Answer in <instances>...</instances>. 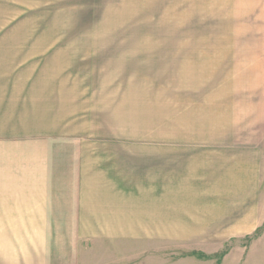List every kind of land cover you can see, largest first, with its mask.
Instances as JSON below:
<instances>
[{
    "label": "crops",
    "instance_id": "1",
    "mask_svg": "<svg viewBox=\"0 0 264 264\" xmlns=\"http://www.w3.org/2000/svg\"><path fill=\"white\" fill-rule=\"evenodd\" d=\"M49 39L0 31V264H264L256 47Z\"/></svg>",
    "mask_w": 264,
    "mask_h": 264
},
{
    "label": "rangeland",
    "instance_id": "2",
    "mask_svg": "<svg viewBox=\"0 0 264 264\" xmlns=\"http://www.w3.org/2000/svg\"><path fill=\"white\" fill-rule=\"evenodd\" d=\"M230 1L0 0V31H49L50 41L66 46L247 44L264 61L258 0H236L238 7L229 6ZM241 9L247 13L240 14Z\"/></svg>",
    "mask_w": 264,
    "mask_h": 264
}]
</instances>
